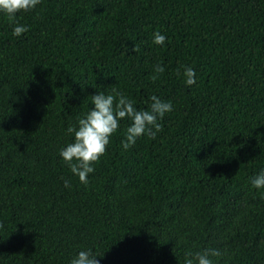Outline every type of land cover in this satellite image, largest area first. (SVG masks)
I'll use <instances>...</instances> for the list:
<instances>
[{"label": "trees", "instance_id": "1", "mask_svg": "<svg viewBox=\"0 0 264 264\" xmlns=\"http://www.w3.org/2000/svg\"><path fill=\"white\" fill-rule=\"evenodd\" d=\"M16 19L20 36L0 13V264H264V0H41ZM113 88L172 110L126 150L121 120L84 184L59 150Z\"/></svg>", "mask_w": 264, "mask_h": 264}, {"label": "clouds", "instance_id": "2", "mask_svg": "<svg viewBox=\"0 0 264 264\" xmlns=\"http://www.w3.org/2000/svg\"><path fill=\"white\" fill-rule=\"evenodd\" d=\"M40 2L41 0H0V13L5 14L12 24L13 36H20L28 30L26 25L17 21V14L35 9ZM165 40L163 33H153L152 43L163 46ZM154 71L162 73L163 65H154ZM182 75L185 84L191 86L196 82L194 68L184 66ZM149 100L151 103L148 108L138 110L132 99L115 88L110 92L97 90L92 94V107L77 119L75 125H69L66 129L72 135V141L59 150L60 157L67 163L71 173L82 183H88V176L94 171L93 163L104 154L110 137L117 132L120 121L124 118L130 123L124 131V139L121 140L123 149H129L142 135L155 137L161 128L158 120L172 110V104L162 101L155 94ZM250 184L256 189H264V167L259 168L250 179ZM65 186H68L67 181ZM218 255V250L208 248L187 253L184 264H214L212 257ZM97 256L90 248L80 250L70 259L69 264H99Z\"/></svg>", "mask_w": 264, "mask_h": 264}]
</instances>
